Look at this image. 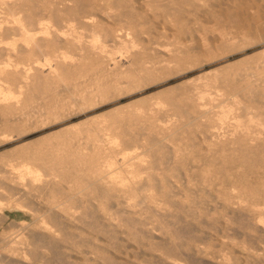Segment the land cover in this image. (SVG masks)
Here are the masks:
<instances>
[{
  "label": "bare ground",
  "instance_id": "6f19581e",
  "mask_svg": "<svg viewBox=\"0 0 264 264\" xmlns=\"http://www.w3.org/2000/svg\"><path fill=\"white\" fill-rule=\"evenodd\" d=\"M151 1L155 2V0H151ZM151 1L143 0L142 5L144 4V2H147V3L149 2L152 4ZM187 1L188 0H168L169 4H167V6H164V4H163V7L161 5L164 1L162 3L160 2L161 5L159 4V6H161L162 9L164 8V10H162V9H159V10L160 11L161 10L162 11L167 10V15L165 14L163 16V13H162V16H161V15H159L160 12L159 13L157 12L158 17L161 16L162 18H165L166 20H168V23H169V21H171L172 25L174 23L175 26L178 27L176 29H178L179 33H180V31L184 32L183 29L186 27L185 22L187 21V19H186V21H184L185 20L184 18H186L185 16H187V15H185L184 17L182 16L185 14L183 12H185L186 9L184 10L183 7L181 9V4L188 3ZM140 2H142V1H140ZM140 2L138 0H0V56L1 57L6 56V59L0 60V74L10 73V72H17V73L19 72L21 74L19 77H15V81L18 83L17 86L19 89V91H17L15 94L11 93L10 91H4L5 89L2 90V88L0 86V112L2 113L4 111V109H7V108H13L16 111H18V115L21 117V119H23V117L25 118L28 115L27 112H30V111L25 112L23 109L24 104H26L25 103L26 99L23 98L24 95L26 96V94H28V93L31 94L34 91L41 92L44 90H54L57 92L58 91L61 92V86L62 87L64 86V89H67L66 91H68L69 88L66 87L65 85L70 80L69 75L72 74V72L77 74L76 71H80V70L85 69L86 68V62H89L92 64L93 60H96V62L103 60L104 55L108 53L106 43H108L109 41H112V43L113 42L116 43L117 41L122 40L123 37L128 36V35H130V36L132 35V36H134V38H138V35L139 34L141 35V32L143 30L140 31V29H139L140 33H138L135 29H132V32H129L130 29H128L127 27L125 28L123 25V22L126 24L128 23V24H130V26H132V25H136L138 23L140 25V21H142L144 19L147 20V16H144V14L142 15V12H141L144 10V8L142 10L140 8H137V7H139V5L137 6L136 4H138ZM189 4H188L189 6H192L194 8L192 10H195L196 12L197 11L200 12L202 10L201 12H203L202 14H200V13L198 14V12L196 13L193 11L194 14L195 13L196 14L194 15L193 19L191 18V15H189L190 18L192 19V20L190 19L191 22L193 20H196L198 22L199 20L200 21H206V19H212L213 22H214V20L217 21V22H215V24L219 23L216 25V27L218 25L222 26V24H224V25H229L233 29L236 28L235 29L236 32H235V30L233 32V34L235 33L234 35L236 37H237V35H240V36H242V38L245 37L247 39L249 37L252 38L253 37L252 35L264 37V0H192L191 2H189ZM157 5H155V6H157ZM140 6H141V4H140ZM144 6H146V5L144 4ZM148 6H150V5H148ZM211 6H217V8L219 7V9L217 10V12H215L217 9L216 8V9H214L215 11L212 12V8H213L212 7L211 11L209 12L208 8L210 9ZM190 8L191 7H189V9ZM138 9H140L141 11H139ZM156 9L155 10L158 11V8H156ZM181 10L182 11L184 10V11L182 12ZM168 11L170 13H168ZM146 12H148V11H146ZM146 12H145V15H146ZM153 12H154V10L152 11V13ZM188 12H190V10ZM149 14H150V10H149ZM153 14H156V13H153ZM143 16L145 18H143ZM152 16H154V15H152ZM201 17L203 19L204 18L205 19L201 20ZM148 18H149V16H148ZM155 18L153 20H155ZM159 19H161V18H159ZM146 20H144V22ZM188 20H189V18H188ZM148 21L151 22V19ZM158 21H160V20H158ZM145 23H144V25H145ZM157 23H159V22H157ZM201 23H203V22H201ZM161 24H162V22H161ZM168 25L170 26V24H168ZM163 26H164V24H163ZM229 26H228V28H229ZM218 27H220V26H218ZM223 27L224 26H222V29H223ZM135 28H136V26H135ZM141 28H142V26H141ZM143 28H146V27L143 26ZM226 28L227 27L225 26V29ZM82 29L85 31L88 30V32L90 31L89 32L90 35L85 36L84 35L85 32L84 33L80 32V30H82ZM150 29H152V28H150ZM158 29H159V27H158ZM160 29H161V27H160ZM165 29H166V27H165ZM176 29H171V31L176 30ZM188 29H189V27H188ZM188 29L187 30L185 29V31H188ZM167 30H169V27ZM190 30H191V28L189 29V31ZM226 30H225V32L228 31V30L227 31ZM147 31L145 30V32H147ZM232 31L233 30H231V33H232ZM219 32H220V30H219ZM142 33H144V32H142ZM191 33H192V31H191ZM223 33H224V31H223ZM223 33H220V34L222 35ZM231 33H230V36L233 35ZM173 34H174V32H173ZM217 34H218V32H217ZM184 35H186V34H184ZM215 35H216V32H215ZM225 35H224V37L221 36L219 38L217 36H216L217 38H215V37L209 38L211 35L209 37L204 36L201 40H197V39L196 40L199 43V45L201 46L200 48H202L203 50H205L207 52L208 51L210 52V50L213 49L212 47L216 43L219 44V45H217V44L216 45L220 46V49L226 48V45H228V40L225 39ZM227 35H228V33H227ZM234 35H233V38H234ZM142 36H143V34H142ZM179 36H180V34H179ZM84 37H86L88 40H85L86 38L83 39ZM140 37L141 36H139V40H142V38H140ZM151 37H152V35H151ZM176 37H178V35ZM181 37H182V35H181ZM238 38H240V37L238 36ZM175 39H176V42L178 44L177 40H179V39H177V38H175ZM191 39L192 38H190V41H191ZM258 39H260V38H258ZM180 40L183 41L182 38ZM194 40H195V38H194ZM194 40L192 42L193 45L196 42V41L194 42ZM229 40H230V38H229ZM184 41L186 42V40H184ZM138 42H140V41H138ZM181 43H180V45H181ZM129 44H128V46H130V48L127 47V53L129 54V57H132V58L136 57L138 55V52L136 50L137 48H136V45L134 43V40H133V42H130ZM182 44H184V43H182ZM231 45H229V47ZM195 46H198V45H195ZM232 46H234V45H232ZM198 47L193 48V46H192L190 51H193V53H194V51H197L196 49H198ZM181 49H180V51H183V49L182 50ZM187 49H189V48H187ZM213 50H215V49H213ZM213 50H211V51H213ZM229 50H230V48H229ZM72 51H75L78 53L74 54ZM221 51L219 53H221ZM231 51H233V50H231ZM198 52L200 54V51H198ZM201 52H203V51H201ZM188 53H190V52H188ZM224 53H225V51H224ZM196 55H197V53H196ZM212 56L213 55H211V57ZM189 57H190V55H189ZM129 60H131V59H129ZM129 60L127 59V61H124V62H128ZM135 60H136V58H135ZM110 61H106V60H105V62L102 61L101 66L104 67L102 69H103V72L105 73L103 75V76H105V78H107L108 76L111 77L114 74L116 75L118 72L117 67L119 68V66H118L119 63L116 61H113V60L111 62ZM89 67H94V65L93 66L91 65ZM89 67H87V69ZM255 68L260 69L259 70L260 73H258L257 75L256 74H246V76H244V80L247 82V84L249 86L252 85V87L253 86H264V51L263 52L261 51V54L257 57ZM95 69H96V67H95ZM99 69H100V66H99ZM93 70H94V68H93ZM123 70H125V69H123ZM81 73H82V71H81ZM99 73H101V72H99ZM96 74H98V73H96ZM96 74H94V75H96ZM130 75H132V74L129 71L128 72H126V71L122 72L121 74H118V76L116 78H114L115 76H113L114 79H111V83L110 82L109 83L111 84V86L115 87V89H116V87H119L123 84L125 85V83H123L120 80L124 77H129ZM92 76H93V73H92ZM251 78H253V79H251ZM99 79H101V78H99ZM1 80L2 79L0 78V81ZM72 81H75V80H71V82ZM89 82H90V80H89ZM96 82L97 83H94L93 85H90V86L88 85L87 87L83 86L84 88H82L80 90V93L78 94L79 89H80L79 88L78 92L76 94L77 96H74V97L79 98V101L81 102L84 99L86 94L93 95L92 97L101 96L103 94V92H105V89H107L108 87L106 88V84H104V83H98L99 81H96ZM133 82H134V80H133ZM67 84H69V82ZM126 85H128V84H126ZM246 88H245V90H246ZM72 89H73V87H72ZM6 90H8V89H6ZM62 91H63V88H62ZM106 91L108 92V90H106ZM60 92H58L57 94L59 95ZM75 92L76 91H74V93ZM69 93H70V91H69ZM72 94H73V92H72ZM46 95H48V94H45V96ZM53 96H54V94H53ZM61 96H60V98H61ZM49 97L51 98V96H49ZM62 97H65V96H62ZM239 97H241V96H239ZM77 98L72 103H78ZM203 98H204V96L202 94H197V96L194 97V101L196 102L195 105L200 106V103L198 102V100L200 101ZM233 98H235V99H233L232 104H228L226 106L224 105V107H221V111L216 112L215 117H217V119H215V120L212 119V120H214L215 123H216V120H218V121L223 120V118H226L231 113L230 111H233V109L235 110V108H239L240 106H242L245 113L248 115H251V117L248 119V122H247L248 124L244 123L246 125H243L242 123L237 122V124L235 126H233L232 130H230L229 132L223 133V134H213L212 136H210L211 138L209 137L210 139L208 141L207 140L206 141L211 142L210 146H212V145H215L216 147L220 146L219 148H222V149H224L227 146H230L231 150H229V151H231L232 153H235V154L237 153L240 155V158H238V156H237L236 158H238V159H236V160H229V158H227L228 161L237 162V165L246 164V163L247 164L253 163L254 165L257 164V166H258L260 163H262L264 161V159H263L264 158V101L261 100L263 98V96H261L260 100H255L257 97L252 101L247 102L245 100L246 101L245 104H243V102H240L241 100L237 99L236 97L233 96ZM44 99H46V97H44ZM53 100H54V97H53ZM86 100H87V98H86ZM188 100H189V98H188ZM58 103H56V104H58ZM81 105H83V104H81ZM7 110H10V109H7ZM160 110H162V109H160ZM194 110H195V108H194ZM160 112L165 113L164 110L159 111V113ZM151 113H153V112H151ZM151 113H149V115H152ZM200 113H202V114H198V115L200 117H202L203 112H200ZM9 114H10V112H9ZM3 115H4V113H3ZM149 115H147V116H149ZM196 115H197V113H196ZM19 116H17V117H19ZM143 116H144V114H143ZM147 116H146V118H147ZM5 117L6 116L0 118V124H2L3 126L6 127L7 122L9 123V121L6 120ZM13 117H15V116H13ZM129 119L130 118H128L127 121ZM198 119H200V118H198ZM9 120H11V117ZM130 120L133 121L132 119H130ZM146 120L149 122V119H146ZM152 120H151V122H152ZM195 120H197V118H193L194 123L199 121V120L198 121H195ZM10 122L12 123V120ZM148 122H147V124H148ZM151 122H149V126L152 125V124L150 125ZM14 123H16V121H14ZM171 123H172V121H171ZM173 123H175V122H173ZM222 123H223V121H222ZM222 123H221V125H222ZM117 124H119V123H117ZM217 124H220V122ZM131 125H132V123H131ZM174 126H175V124H174ZM174 126H172L168 120L166 125L164 124V126L162 128L159 127V128H161L159 130L162 132L165 130L166 131L171 130L174 128ZM110 127H111V125H110ZM139 127H140V124H139ZM145 127H147V125H145ZM0 128H1V126H0ZM115 129L118 130V127ZM215 129H217V128H215ZM1 130H0V133H1ZM146 130L144 132H147L150 134L152 133V132H148V130L147 131ZM4 131H6V130H4ZM141 131H143V130H141ZM98 133H99V135L96 134V135H98V137H96L97 138L95 141L96 146L94 148H93L94 145L89 143L90 137L92 135L90 137L87 136V138L85 137L86 140L83 137L82 139L85 140L84 143H78L75 141L76 143H78L77 144L78 150H77L76 154L75 155L73 154V157H71L70 159L72 161H76V162L81 163L83 165V167L81 166L79 168L74 166V168H77L76 172L73 171V173L75 172L74 176H73L75 178H73L72 174H70L71 171H69V172L67 171L66 164H64L65 165L64 168H66V169L63 168V166H62L63 164L60 165L59 167L55 166V164H54V166H49V165L47 166L46 165L47 166V168H46V166L44 165V162L47 161L48 157H46L44 155L43 156L37 155L36 157H32V156H29L27 154V157L25 156L26 157V159H25V161H26L25 171H20L17 168H13L12 170L14 172H10V173L8 172L9 174L12 175V176L9 175L7 177V180L9 182H11L9 192L12 194V196L15 197L14 201L12 200V202H15V204L13 203L12 205L17 210H19L25 214L31 213L32 214V220L30 223L22 222L21 224H19V226L17 227V230L13 233V235L10 238L5 237V238H2V240H0V247L2 246L1 248L5 250V253L0 254V262L2 264L3 263L4 264H130V263L131 264H148V262H142L144 260L143 256L146 254L140 255V256H142V258L140 257V260H139V256L137 257L138 253H136L137 254L135 256L136 258L133 255V258H135V260H133V261L131 260V262L129 263L128 260L130 258H128L126 256H129L130 254L125 256L124 252H126V250H127V252H131V251H128V249L130 247L129 248L125 247L126 246L125 241H127L126 237H128V238L131 237L132 239H129V243L132 244V242H133V246L127 242L128 246L131 245L132 250L135 249L136 252L138 251L139 253H140L139 250H142V252L144 253L143 250L146 248L150 250V253H151V251H153V254H154V252H156L154 255L152 253H151L152 255L148 254V253L147 254L151 255L149 257H153V260H155L157 264H202V261L204 260L203 256L206 257L207 256L206 254H208V250L212 251L210 249H213V248L215 249V247H217V245H218L217 243H221L222 240H220V242H217V240L219 241V238L216 237L218 239H214L215 237L214 238L212 237L214 240H216V244H215V243H213L214 241L210 242V241H212V238L208 234H207V237L209 236L208 239H207L206 235L204 237V231L206 229L202 233L200 232V234L197 232H196L197 233L196 234L195 233L196 229H194V232H193V230L191 231L192 233L189 231L191 234L190 235V234L185 233L182 230L175 229L174 222L166 220L167 218H170V216L171 217L174 216V215H168V214L172 212V211L170 212V208L175 204V202L177 204H178V202L180 204L183 203V204H185V206H187L185 202H187L186 199H188L190 196L188 195L189 191H184V190L189 189L187 186L190 187L191 185L196 184V183L195 184L192 183L190 185L191 181H189V178H188L189 176L187 175L188 177H185V180H183L185 186L182 183V185L184 187L180 189V191L183 189L182 192H180V191L174 192L173 191V188H175V187H176L175 189L177 190V186L175 185V183H177V182H172L171 179L174 175H172L173 172L171 174H169L171 168H169L168 165L171 164V160H174V157L172 159V156L176 153L175 151H177L178 149L177 150L175 149V151H173L174 154L172 152L173 155H169V153L167 151V154L171 157L170 160H169L170 157L168 158V161H170V164L169 163H168V165L166 164V169H165L166 171H164V173L161 170H157V171L162 172L160 174L157 173V176L159 175L158 178L156 177V174H155V177L153 176V174H150L151 171L149 172V174L147 173L148 170L146 172H144V170H143V172L141 171V173H145V174L147 173L148 174L147 177H145V178L143 177L144 180L146 181L145 182L144 180H136L137 178H139L138 175L140 174V173L138 174V171L136 172L135 170H131V168H130V170H128L126 168L120 169V166H119V168L115 167L116 164H114V161L108 160L109 158L106 159L105 156H107V154L105 155L102 153L103 151H105V147H107L108 145H109L108 147H111L112 149H113V147L115 149V146L120 145L121 142L116 137V135L114 134V129L112 127L110 129H108L106 126H102L101 128L98 129ZM137 133H140V131ZM122 134H124V133L122 132ZM146 134H144L145 136L143 135V137H146L148 135V134L147 135ZM119 136H120V134H119ZM124 137H125V135H124ZM140 137H139V139H137L138 141H141ZM134 139H136V138H134ZM132 140H133V138H132ZM142 140L145 141L144 139H142ZM151 142H153V141H151ZM154 142H156V141H154ZM142 143H144V142H142ZM160 143L157 142L156 144H160ZM69 144H71V143H68V145ZM89 144L93 145V146H91L93 149L92 148L89 149V147H90ZM135 144H137V143H135ZM60 145L61 144L59 143V146ZM73 145H72V147H73ZM146 145H148V144H146ZM57 146H58V144H57ZM57 146H55V147H57ZM148 146L150 148V145H148ZM157 147H158V145H157ZM160 147H158V148H160ZM165 147H163V148H165ZM111 148H109V150L108 149L107 150L110 152ZM53 150H55V149H53ZM73 150H75V149L73 148ZM146 150L147 149H145V152H146ZM151 150H152V148H151ZM52 151H51V153H52ZM149 151L147 150L148 153H149ZM160 151H162V150H160ZM164 151H166V150H164ZM213 151L215 152V150H213ZM223 151H225V150H223ZM56 152H54V153H56ZM112 152H114V151H112ZM209 152H210V154L212 153L211 151H209ZM46 153H47V151H46ZM116 153L114 155H116ZM151 153L153 154V152H151ZM158 153L159 152L157 151V155H155V156H158ZM160 153H162V152H160ZM216 153H217V151H216ZM64 154H67V153H64ZM110 154H109V157H110ZM210 154H209V156H210ZM53 155H49V156H51L52 157L51 159L55 160V162H56V160H61L59 162L66 160L65 158H63V155H61L62 157H60L58 153H56L55 157ZM102 155L103 156L105 155V156L103 157ZM140 155L142 156V153ZM143 155H144V157H142V159L140 158L141 162H139V163H142L145 161L143 158H145L146 154H143ZM176 155H177V153H176ZM212 155H214V153H212ZM258 155H261V157H263V158H261L260 160L257 159ZM153 156H154V154H153ZM162 156H163V154H162ZM205 156L203 159H205ZM215 156H216V154H215ZM223 156H224V154H223ZM248 156H252V158L251 157L247 158ZM136 157H138V156H136ZM164 157L166 159V156H164ZM175 157L177 158V156H175ZM182 158L184 159V157H182ZM207 158H206V160H207ZM223 158H225V156ZM156 159H158V158H156ZM203 159H202V161H203ZM48 160H49V158H48ZM138 160H139V158H138ZM206 160H204V162ZM209 160L212 161L213 156H211V158ZM67 161L65 163H67ZM128 161H130V160H128ZM218 161H219V159H218ZM224 161L226 162V160H224ZM228 161L226 163H228ZM49 162H50V160H49ZM151 162L154 163V161H151ZM157 162L158 161H156V163ZM183 162H185V161H183ZM216 162H217V160H216ZM57 163H58V161H57ZM57 163H56V165H57ZM139 163L137 164L138 166H139ZM158 163H160V162H158ZM172 163L174 164V162H172ZM187 163L188 162H186V164ZM46 164H49V163H46ZM186 164L184 163L183 166H185ZM204 164H206V167L209 168V162L204 163ZM207 164H208V166H207ZM211 164L212 163H210V166H211ZM218 164H220V163L218 162ZM67 165H68V163H67ZM137 165H136V167H137ZM140 165H142V164H140ZM146 165L148 167H150L149 166L150 164L149 165L146 164ZM214 165L216 167V164H214ZM232 165L233 164H231V166ZM254 165H253V167H254ZM69 166H71V165L69 164ZM72 166H73V164H72ZM147 166H145V167H147ZM219 166H221V165H219ZM225 166L227 167L230 165L225 164ZM167 167L169 168V171H167L168 170ZM175 167H178V166L175 165ZM175 167L173 169H175ZM243 167H241V168L243 169ZM245 167H247V165H245ZM68 168L70 169V167H68ZM235 168H237V166H235L233 170H235ZM249 168H250V166H249ZM254 168H257V167H254ZM261 168H262V166H261ZM132 169H134V168H132ZM152 169H154V168H151V170ZM158 169H159V166H158ZM188 169H187L186 174H190V173H188V171H192L194 173V171H193L194 168L192 170H188ZM195 169H197V168H195ZM213 169H215V168H213ZM240 169L239 168L236 169L238 177H239L238 179L241 180L240 182H238L239 185L236 182H232V184H229V187L226 185L227 187L222 189V190H224L223 193H221L219 191V194H218L219 200H216L214 198V199H212L211 202L213 203V200L214 201H220L223 199L221 202L223 204H219V205H221V206L223 205V207H225V209L228 210V211L227 210H225V211H227L228 213H230L234 216L235 215L239 216V218L244 221V223H245L244 227L246 229H249V231L253 230V231L257 232L255 234L256 235L260 234L261 239L262 238L264 239V174L262 177L257 178V181H255V182H253L254 181L253 177L256 175H254V176L251 175V177L253 178V180L251 182L252 184L251 183L246 184L245 180H246V177L248 175L246 174V172L241 173ZM251 169H252V166H251ZM262 169L259 168L258 171L261 173ZM41 170H43V171H41ZM61 170L63 172H61ZM137 170H138V168H137ZM154 170L152 171L153 173H155ZM185 170H186V168H185ZM197 170H196L197 173L201 172V168L199 171H197ZM228 170H229V168H228ZM230 170H232L231 167H230ZM230 170L228 171L229 173H230ZM210 171H212V169ZM219 171L220 170L218 169L216 172H219ZM221 171H220V174H221ZM246 171H247V173H249L248 172L249 169ZM251 171H250V173H251ZM176 172H180V171H175V174H176ZM206 172H207V169H206ZM204 173H205V170H204ZM184 174H185V171H184ZM179 175H177V176H179ZM198 175L193 176V177L197 178V177H199ZM222 175H223V177L225 176L224 173H222ZM222 175H220L221 178H222ZM230 175H231V173H230ZM177 176H174V178ZM211 176H212V179L215 180V178H214L215 176L214 177H213V175H211ZM231 176H233V172H232ZM231 176L229 177V179L231 178ZM70 177H72V179H74V183H75L74 186L79 187V189L76 191L78 193V195L80 194L81 197H82V194H88V196L92 195V198H91L92 200L91 199L90 200L85 199L84 202L81 201V203H80L79 202L80 200L77 199V200H79V201L76 200L77 202L80 203V205H79L73 199H70V198L67 199L68 198L67 196H66L67 197L66 199L62 198V200H60L61 198H59V200L54 199L57 197L55 195H57L59 193H61V195H62L63 188H61V187L64 186L68 189L67 185L69 183H71V181H69V182H65V181L67 179L70 180ZM236 177H237V175H236ZM140 178H142V177L140 176ZM190 178H191V176H190ZM202 178H203V176H202ZM202 178L201 179L199 178V179L202 180ZM227 178H228V176H227ZM156 179H158L161 183V186L159 188H157V186H159L160 183L157 182L155 184ZM203 179L205 180V178H203ZM206 179H207V177H206ZM212 179H211V182H212ZM222 179L225 181H228L224 178H222ZM222 179L220 182L221 184L223 182ZM233 179H235V177H233ZM238 179L236 181H238ZM177 180H178V177H177ZM142 181H144L145 184H143ZM198 181L199 180H197V182ZM205 181H206L205 183H208L207 180H205ZM216 181H218V180H216ZM216 181H214V182H216ZM192 182H194V181H192ZM246 182H248V181H246ZM65 183H66V185H65ZM202 183H204V182L202 181ZM216 183H214V185ZM220 183H218V185ZM211 184L213 186V183H211ZM58 185L62 189V191L58 190V188H57ZM81 185H84V188H82V187L80 188ZM196 185H195V188H198L200 186L199 185L197 187ZM210 185H208V186H210ZM222 185H223V187H225L224 183ZM69 186H73V185L70 184ZM185 187H187L188 189H186ZM193 187L194 186H192V188ZM205 187H206V185L205 186L203 185V188H205ZM214 187H216V186H214ZM214 187L210 186L209 188L211 189ZM201 188H202V186H201ZM218 188H219V186H218ZM205 189H204V191H205ZM219 189H217V191ZM71 190H72V187H71ZM197 190H200V189H197ZM68 191H70V190L68 189ZM148 191H149V194H147ZM150 191H152L151 194H150ZM212 191L210 190V193ZM35 192H37L36 193L37 195L34 194ZM200 192L205 193V192H203V190L202 191L200 190ZM213 192L216 193L215 191H213ZM46 193H48L52 196H50V198L47 197V199L46 198L44 199V197H42V196L47 195ZM70 193H72V191L69 192V194ZM191 193H193V191ZM202 193H200V194H202ZM214 193H211L210 196L212 197V194L214 195ZM196 194H197V192H196ZM196 194H195V196H196ZM63 195H66V194H64V192H63ZM70 195H72V194H70ZM75 195H73V196H75ZM203 195L205 196L206 193ZM203 195H202V197H203ZM59 197H60V195H59ZM76 197H78V196H76ZM81 197H79V198H81ZM85 198H88V197L86 196ZM175 198H177V199H175ZM205 198H207V197L205 196ZM200 200L202 202V198ZM203 200H204V198H203ZM211 202H210V204H211ZM177 204H175V205H177ZM204 204H203V206H204ZM216 204H218V203L216 202ZM261 204H262V206H260V207H262V208H259V205H261ZM137 205H141L142 206L141 209L143 211L145 210V212L147 210L152 212V215H149V216L153 217L152 219H150V220H153L152 222L151 221L148 222L149 220L146 221L148 218V214L146 213V216H145L144 213H141L142 211L140 212L141 209L138 210L137 207H139V206H137ZM199 205H200V203H199ZM206 206H208V204ZM134 207L137 210H135ZM213 207H215V206H213ZM216 207H215V209L217 210L218 207L217 208ZM195 208L198 209V207H195ZM173 209H174V206H173ZM180 209H177V210H180ZM185 209L191 210V207H189V205H188ZM206 209H208L207 210V212H208L209 208H206ZM218 209H222V208H218ZM171 210H172V208H171ZM177 210H175V211H177ZM204 212H206V211L204 210ZM187 213H188V211H187ZM223 213H224V211H223ZM141 214H144V216L147 217L146 220L140 219ZM182 214L184 216L185 213L182 212ZM195 214H197V213L195 212ZM230 214L229 215L226 214V215L230 216ZM188 215H189V213H188ZM192 215H194V213ZM197 215H199V214H197ZM197 215H195V216L197 217ZM180 216H181V214H180ZM195 216H194V218H195ZM200 216H202V215H200ZM151 217H149V218H151ZM180 218L178 219L179 221H180ZM185 218H183V219L185 220ZM192 218H193V216H192ZM206 218H207V216H206ZM170 219H172V218H170ZM202 219H201V221H203ZM154 220H155V222H154ZM178 220H176V221H178ZM181 220H182V218H181ZM184 220H182V221L184 222ZM206 220L207 219H204V221L206 223H210V221L207 222ZM229 220H230V217H229ZM188 221H189V223L188 222L187 223L190 224L191 221L189 219H188ZM211 221H213V220H211ZM237 221H239L238 218H237ZM205 222H204V224H205ZM226 222L228 223V221H226ZM178 223H181V222H177V223H175V225ZM187 223H185V224H187ZM197 223L198 222H196V225H197ZM229 223H231V222H229ZM240 223H239V225L242 227L243 226L242 222H240ZM196 225L194 224L193 226H196ZM207 225L208 224L202 226V228L207 226ZM235 225H237V224H235ZM177 226H179V225H177ZM198 228H199V226H198ZM202 228H201V230H202ZM228 228H229V226H228ZM234 228L237 229L236 226ZM232 229H230V230L232 231ZM240 229H239V231H240ZM183 230H184V228H183ZM249 231L247 234L248 236H249ZM237 232H238L237 230H236V232H234V233H236L235 234L236 236L240 234V233L237 234ZM242 232H243V230H242ZM250 232H252V231H250ZM244 233H246V231ZM244 233H243V236H244ZM250 235H252V234H250ZM211 236H212V232H211ZM246 236H244L245 239H246ZM248 236H247V238H251L250 236L249 237ZM237 237L239 238L240 236H237ZM255 238H254V240H252V243H253V241H255ZM256 239L259 240L260 237L259 238L257 237ZM130 240H132V242ZM206 240H210L209 242L213 243V245L215 244V247L210 245L213 248L209 249V246L207 248L208 244L204 243ZM257 240L255 241L256 243L254 242V244H256L255 248H257L256 246H258ZM207 242L208 241H206V243ZM242 242L245 243V241H241V243ZM263 242H264V240H263ZM248 244H246V245L244 244V246L241 245L240 247H245V249H247L249 247V245H252L251 242L249 245ZM261 244H262V242H261ZM221 245H224V243ZM234 245L235 244L233 242V245H230L231 248H233L232 246H234ZM246 246H248V247H246ZM224 247H221V248H224ZM235 247H236V245H235ZM252 247L254 250V246H250V249H252ZM261 247H263V246H261ZM228 248H225V249H228ZM231 248H229V250H231ZM123 249H124V252H123ZM216 249H218V247ZM235 249L233 248V250H235ZM237 249H239V248H237ZM242 249H244V248H242ZM240 250H241V248H240ZM253 250H252V252H253ZM237 251H236V253H237ZM260 251L261 250H259V252ZM263 251H264V249H263ZM217 252H219V251H217ZM224 252L226 253L227 251H224ZM239 252H242V251H239ZM255 252H256V249L252 254H254ZM133 253H134V251H133ZM212 253H213V251H212ZM212 253H211V255H212ZM245 253H246V251L244 252V254ZM247 253L248 254L251 253L250 250ZM214 254L217 256L218 253L216 254V250H215ZM230 254L228 257L231 256ZM234 254H235V252H233L232 256ZM239 254H241V253H239ZM239 254H237V255H239ZM148 255L146 257H148ZM219 255H220V253H219ZM222 255H224V254L222 253ZM210 256L207 258H212V256L211 257ZM234 256H235V258L237 257L236 255H234ZM234 256L232 258H234ZM259 256H261V255L259 254ZM228 257L222 258V259H220V261L224 260V262L227 263L229 261ZM251 257H253V256H251ZM261 257H259V258H261ZM127 258H128V260H127ZM131 258H132V255H131ZM207 258H205V259H207ZM253 258H255V257H253ZM259 258H257V259H259ZM263 258H264V256H263ZM141 259H143V260L141 261ZM215 259H212V260L215 261ZM231 259H230V261H232ZM241 259L239 258V260H241ZM244 259H243V262H244ZM145 260H146V258H145ZM237 260H236V262H237ZM255 260H256V258H255ZM263 260L264 259H262V261ZM218 261H219V259H218ZM230 261H229V263H230ZM247 261H248V259H247ZM262 261H261V264H263ZM204 262L206 263V261H204ZM249 262L251 264V261H249ZM249 262H248V264H249ZM253 262H254V260H253ZM149 263L150 264L154 263V261L149 262ZM156 263H154V264H156ZM205 263H203V264H205ZM207 263H208V261H207ZM217 263L218 262H216L214 264H217ZM220 263H223V262H220ZM232 264H233V262H232ZM237 264H241V263L237 262ZM244 264H247V263H244Z\"/></svg>",
  "mask_w": 264,
  "mask_h": 264
},
{
  "label": "rangeland",
  "instance_id": "374dc122",
  "mask_svg": "<svg viewBox=\"0 0 264 264\" xmlns=\"http://www.w3.org/2000/svg\"><path fill=\"white\" fill-rule=\"evenodd\" d=\"M138 1L139 2L142 1V2L136 4L137 6L139 5V7H137V6L136 7L137 8H140L141 10L144 8L143 11H141L140 9H138V10L142 12V15L144 14V16H147V20L144 19V20H146L145 21L146 23L144 22V20H142V21H140V25L138 23L136 25H132L131 24L132 26H130V24H128V23L126 24V23L123 22L124 27L125 28L127 27L128 29H130L129 32H132V29H135L138 33H140L139 32V29H140V31L143 30L142 32H144V33L141 32V35L139 34L138 35V38H134V36L128 35V36L123 37L122 40L117 41L116 43L115 42L112 43V41H109L110 42L109 43L107 41L108 43H106V47H107L108 53L104 55V58L105 59L103 58V60H100V61H97V62H96V60H93L92 64L89 63V62H86V68L85 69L80 70V71H76L77 74L79 73L78 75L76 73L72 72V74L69 75V77H70V80L68 81L69 84H67L68 83L67 82L66 85H65L66 87L69 88L68 91H66L67 89H64V86L63 87L61 86V92L58 91V92H60L59 95L57 94L58 92L57 91H54V90H44V91H41V92H38L37 91L38 93L36 91H34L31 94L28 93L30 96L28 94H26V96L24 95L23 98L26 99V102H25L26 104H24V107L25 108L23 107V109H24L25 112L26 111H30V112H27L28 113V115H27L28 117L27 116L25 118L23 117L24 120L21 119V117L18 115V111H16L13 108H7V109H10L11 111L10 110H7V109H4V111L2 113L0 112V118L6 116L5 117L6 120L9 121V123L7 122V126L6 127L3 126L2 124H0V126H1L0 130L2 129L1 130V133H0V240H2V238H5V237L10 238L13 235V233L17 230V227L19 226V224H21L22 222L30 223L31 220H32V214L31 213L25 214V213L17 210L12 205L13 203L15 204V202H12V200L14 201L15 197L12 196V194L9 192V188H10L11 182H9L7 180V177L9 175H11L9 173L10 172H14L12 169L13 168H17L20 171H25V165H26L25 159L27 157V154L29 156H32V157H36L37 155H39V156L40 155H42V156L44 155V156L48 157L49 160H50V162H49V160L47 158V161L44 162V165L45 166L46 165L47 166L48 165L49 166H54V164H55V166L59 167L60 165L63 164L62 166L64 168L65 167L64 164H66L67 171L68 172L71 171L72 173L70 172V174H72V177H73L74 176V173L77 170V168H79L81 166L83 167V165L81 163H78L76 161H72L70 159L71 157H73V154L74 155L76 154V152L78 150L77 144L78 143H84L85 140H86V138H87V136L90 137L92 135L90 137L89 143L90 144H93L94 146L89 144L90 147L89 146L88 147H89V149L92 148L91 146H93V148H94L96 146V142H95L96 139H97L96 137H98V135H99L98 129L101 128L102 126H106L108 129H110L111 127L114 129V134L120 140L121 143H120V145L115 146V149H114V147H113V149L111 147H108L109 146L108 145L107 147H105V151H103L102 153L105 154V155L107 154V156L104 155L106 157V159L109 158L108 160L114 161V164H116L115 167H118L119 168V166H120V169H122V168L125 169L126 168V169L130 170V168H131V170H135L136 172L138 171V174L139 173L140 174L138 175L139 178H137L136 180H144V178L147 177V175L149 174L150 171H151L150 174H153L154 177H155V174H156V177L158 178L159 175L157 176V173L158 174H160L162 172L164 173V171H166L165 170L166 169V164L167 165H168V163L170 164V161H168V158L170 157L169 155H173L174 154L173 151H175V149L176 150L178 149L177 151H175L177 153V155H176V153L174 154L175 156H177V158L174 155L172 156V159L174 157V160H171V164H170L172 167L170 165H168V167L172 169V170L170 169V173L168 172L169 174H171L173 172L174 174L172 173V175L177 176V175H179L182 172L179 176H177L178 177V180H177V177L174 178V176L171 179L172 182H177V183H175V185L177 186V190L175 189L176 188L175 187V188H173V191L174 192L175 191L179 192L180 189L185 186L183 180H185V177H188V176H189L188 177L189 178V181H191L190 185L192 183H194V184L196 183L197 185L196 184L195 185L197 187L199 185L200 186L198 188H195V185H191L190 187L186 185L189 189L187 187H185L188 190H184V191H189V194L188 195L190 196L189 197L190 199L189 198L186 199L187 202H185V203H186L187 206L189 205V207H191V210L185 209L187 206H185V204H183V203L180 204L177 201L178 204L175 202V204H177V205L174 204L173 205L174 206V209H173V206H172L171 207L172 210L170 208V212L171 211L172 212L168 214V215H174V216H172V217L170 216V218H172V219L166 217L167 218L166 220L171 221V222H174L175 229L182 230V231H184L187 234H190V232L192 230L194 232V229H196L195 230V233L197 232V233L200 234V232L202 233L206 229L204 231V237H205V235L207 237V234H208L211 238L212 237L213 238L215 237L214 239H218L219 238V241L217 240V242H220V240L223 241V242L221 241V243H217L219 245V246L217 245V247H218L219 250L216 249L217 248V247H215L216 240H214L213 238H212V241H210V240H206V241H208V242L209 241L210 242H213L214 241L213 242V243H215L214 245H213V243H210V242L209 243L208 242L206 243V241L204 242L205 244H208L207 245V248L209 246V249H210V248H213L212 246H214L215 249L214 248L213 249H210V250L213 251V253H212V251H209L208 250V254H206L207 256L206 257L203 256V259L204 260L202 261V264L205 263L204 261H206L205 264H212V263L214 264L216 262H218L217 264H227V263L228 264H232V262H233V264H237V262H240L241 264H244V263H247L248 264L249 261H251V264H256V263L257 264H261L262 259H264L263 258V256H264L263 255L264 254V251H263V249H264V242H263V240L264 239L263 238L261 239V235L260 234H257L256 235L255 233H257V232H255L253 230H250L253 233L250 232L249 229H246L244 227V224L245 223H244L243 220H241L239 218V216H237V215L234 216V215L228 213L227 212L228 210L225 209V207H223V205L222 206L219 205V204H223V203H221L223 199L220 200V201H214L213 200V203L211 201L214 198L216 200H219V197H218L219 191L221 193H223L224 190H222V189L226 188L227 186L229 187V184H232V182L238 183V182L241 181V180L238 179L239 177H238V174H237V171H236L237 168L240 169L241 167L244 166L243 167L244 170L242 168L240 170H241V173L242 172L243 173L246 172V174L248 175L246 177V180H245V183L246 184H250L252 182L253 178H254V181L253 182L257 181V178L262 177L263 174H264V172H263L264 171L263 170L264 169L263 168L264 167V165H263L264 164V161L262 163H260L258 166H257V164L254 165L253 163H249V164L246 163V164H239V165H237V162H231V161H228V159H227V158H229V160H236V159L240 158V155L239 154H237V153L235 154V153H232L231 151H229V150H231L230 149V146L225 147L226 149L225 148L222 149V148H219L220 146H218V147H216L215 145L210 146V143L211 142L210 141L207 142V141L211 138L210 136H212L213 134H223V133L229 132L230 130H232L233 126H235L237 124V122H240L243 125H246L244 123H247L248 122V119L251 117V115L246 114L245 111H244V109H243V107L240 106L241 108L239 107V108H235V110L233 109V111H230L231 113L226 118H223V120H220V121L216 120V123H215L214 120L217 119V117H215L216 112H220L221 111V107H224V105L226 106L228 104H232L233 99H235V98H233V96L236 97L237 99L241 100L240 102H243V104H245L246 101L248 102V101L254 100L256 97L257 98L255 100H260L261 99V96H263V98H264V94H263L264 93V86H253L252 87V85H250L251 86L250 87L247 84V82L244 80V76H246V74H256L257 75L258 73H260L259 72L260 69H257L255 67H256L257 57L261 54V51L262 52L264 51V37L254 36V35H252L253 36L252 38L249 37L250 39L249 38L247 39L245 37L242 38V36H240V35H237V37H236L234 35L235 33L233 34V32H234V30L236 28L233 29L229 25H224V24H222V26H224L223 29H222V26L221 25H218L221 28L218 27V26L216 27V25L219 24V23L215 24V22H217V21L214 20V22H213L212 19H206V21H200L199 20L198 22L196 20H193L191 22L190 19L191 18L193 19L194 15L198 12V11L196 12L195 10H192L194 8L192 6H189L190 5L189 2H191L192 0H188L187 1L188 3L181 4V9L183 7L184 10L185 9L187 10V11L185 10V12H183L184 10L183 11L181 10L183 13H185L184 15H182L183 17L185 15H187V16H185L186 18H184L185 19L184 21H186V19H187V21L185 22L186 23V27L183 29L184 32L180 31V33H179L178 29H176L178 27L175 26L174 23L172 25L171 21H169V23H168V20H166L165 18H162L161 17L162 16V13H163V16L165 14L167 15V10L162 11V10H164V8L162 9V7H163V4H164V6H167V4H169L168 3V0H157V1L155 0V2L154 1H151V0H147V1H151L152 4L149 3V2H148L149 4L147 2H144V4L146 6H144V4L142 5L143 0H138ZM160 2L161 3L163 2L162 5L160 4ZM140 4H141L142 7L140 6ZM159 4L162 7L159 6ZM148 5H150L152 8L150 6H148ZM155 5H157V6H155ZM185 5L186 6L188 5V6L186 7ZM189 7H191V8L189 9ZM156 8H158V11H156L157 10ZM211 8H212V12H213V11H215L214 9L217 8V6H211L210 9L208 8L209 12L211 11ZM148 9L150 10V14H149V10ZM152 9L154 10L153 13H156V14H153L152 13V11H153ZM159 9H162V10L160 11ZM218 9H219V7L216 9L215 12H217ZM189 10H190V12H188ZM146 11H148V12H146ZM193 11L196 12V13L194 14ZM201 11L198 12V14L199 13L202 14L203 12H201ZM145 12H146V15H145ZM157 12L158 13L160 12L159 15H161V16L158 17V13ZM168 13H170V12L168 11ZM152 15H154L156 18L154 16H152ZM189 15H191V18H190ZM144 16H143V18H145ZM148 16H149V18H148ZM153 17L160 24L157 23L155 20H153L154 19ZM159 18H161V19H159ZM188 18H189V20H188ZM150 19H151V22L153 21L152 23L150 21H148ZM204 19L201 17V20H204ZM158 20H160V21H158ZM208 20L209 21L211 20V21L209 22ZM143 22L145 23V25H144ZM161 22H162V24H161ZM201 22H203V23H201ZM163 24L166 27V29L163 26ZM168 24H170V26ZM135 26H136V28H135ZM141 26H142V28H141ZM143 26L146 27L147 29L146 28H143ZM225 26L227 27L226 29L228 31L225 29ZM228 26H229V28H228ZM158 27H159V29H158ZM160 27H161V29H160ZM168 27H169V30H167ZM188 27H189V29L191 28L190 31H189ZM150 28H152V29H150ZM171 29H176V30H172L174 32V34L171 31ZM185 29L186 30L188 29V31H185ZM224 29L227 32H225ZM145 30L146 31L147 30L148 31L150 30V31L149 32L148 31L145 32ZM219 30H220V32H219ZM231 30H233L232 33H231ZM191 31H192V33H191ZM223 31H224V33H223ZM80 32L81 33H84L85 32L84 33L85 36L90 35V33H89L90 31L88 32V30L85 31V30L82 29V30H80ZM215 32H216V35H215ZM217 32H218L219 35L217 34ZM235 32H236V30H235ZM220 33H223V34L221 35ZM227 33H228V35H227ZM230 33L234 35V38H233V35L230 36ZM142 34H143V36H142ZM179 34H180V36H179ZM184 34H186V35H184ZM151 35H152V37H151ZM177 35H178V37H176ZM181 35H182V37H181ZM224 35H225V39L228 40V45H226V48L225 49H220V46H217L219 44L216 43L217 45L215 44L212 47L215 50L211 49L213 51L210 50V52L209 51L207 52V51L203 50L202 48H200L201 46L197 42V40H201L204 36L205 37H207V36L209 37L210 36L209 38H214V37L215 38H217V37L219 38L221 36L224 37ZM139 36H141L140 38H142V40H139ZM238 36L240 38H238ZM180 37L182 38L183 41L186 40L187 43L185 41L184 42L181 41L180 40L181 39ZM257 37L260 38V39H258ZM85 38L86 37H84L83 39H85ZM175 38L179 39V40H177L178 41V44H177ZM190 38H192L193 40L195 38L194 42L196 41L195 42L196 44L194 43V45H193L192 44L193 40L191 39V41H190ZM229 38H230V40H229ZM85 40H88V39L86 38ZM133 40H134V43L136 45V48H137L136 50L138 52V55L136 57H133L132 58V57H129V54L127 53V47L130 48V46H128V44L130 42H133ZM138 41H140V42H138ZM181 42L184 43V44H182ZM180 43H181V45H180ZM230 43L232 45H234V46H232ZM195 45H198L199 47L198 46H195ZM229 45H231V46L229 47ZM192 46H193V48L198 47V49H196L197 51H194V53H193V51H190V49H191ZM186 47L189 48V49H187ZM228 47L230 48V50H229ZM181 48L183 49V51H180ZM223 50L225 51V53H224ZM231 50H233V51H231ZM198 51H200V54H199ZM201 51H203L204 53L201 52ZM220 51H221L222 54L219 53ZM72 52L74 54H77L78 53V52H75V51H72ZM188 52H190V53H188ZM196 53H197L198 56L196 55ZM189 55H190V57H189ZM207 55L208 56L210 55V56L208 57ZM211 55H213V56L211 57ZM135 58H136V60H135ZM3 59H6V56H2V57L0 56V60H3ZM127 59L128 60L131 59V60H129L128 62H124V61H127ZM105 60L106 61H110V60L112 61L113 60V61H116V62L119 63L118 64L119 68L117 67V71L118 72H117L116 75L115 74L113 75V76H115L114 78H116L118 76V74H121L122 72H125V71L126 72L129 71L133 75V76L130 75L129 76L130 78L129 77H124V78H122L120 80L123 83H125V85L123 84L125 87L123 85H121L119 87H116V89H115V87L111 86V84H110L111 83V79H114L113 76H111V77L108 76L107 78H105V76H103L105 73L103 72V69L102 68H104V67L101 66V65H102V61L105 62ZM91 65L92 66L94 65V67H89ZM99 66H100V69H99ZM87 67H89V68L87 69ZM95 67H96V69H95ZM93 68H94L95 71L93 70ZM123 69H125V70H123ZM81 71H82V73H81ZM99 72H101V73H99ZM92 73H93V76H92ZM96 73H98V74H96ZM94 74H96V75H94ZM20 75L21 74L19 72L18 73L17 72H10V73H2V74H0V78L2 79L1 80L2 82L0 81V86H1L2 90L5 89L4 91H10L13 94H15L17 91H19L18 86H17L18 83L15 81V77H19ZM99 78H101V79H99ZM251 79H253V78H251ZM71 80H75V81H72L71 82ZM89 80H90V82H89ZM133 80H134V82H133ZM96 81H99L98 83H104V84H106V88L108 87L107 89H105V92H103V94L101 96H99V97L98 96L92 97L93 95L86 94L85 97H84V99H83L84 101L82 100L81 102L79 101V98L74 97V96H77L76 94H77L79 88L80 89H79L78 94L80 93V90L82 88H84L85 86L87 87L88 85L89 86L90 85H93L94 83H97ZM126 84H128V85H126ZM72 87H73V89H72ZM62 88H63V91H62ZM245 88H246V90H245ZM6 89H8V90H6ZM106 90H108V92ZM69 91H70L71 94L69 93ZM71 91L73 92V94H72ZM74 91H76V92L74 93ZM44 93L45 94H48V95L45 96ZM53 94H54V96H53ZM60 94L62 96H65V97H62ZM197 94H202L204 96V98L202 100H200V101L198 100V102L200 103V106L195 105L196 102L194 101V97H196ZM49 96H51L52 99ZM52 96L54 97V100H53V97ZM60 96H61L62 99L63 98L64 99L62 100L60 98ZM239 96H241V97H239ZM44 97H46V99H44ZM76 98L78 99V103H72V102L75 101ZM86 98H87V100H86ZM188 98H189V100H188ZM263 98L261 99L262 101H264ZM55 102L56 103L59 102V103L56 104ZM60 102L62 104L63 103L64 104L62 105ZM81 104H83V105H81ZM194 108H195V110H194ZM160 109H162V110H160ZM158 110L159 111H163L164 110L165 113H162V112L159 113ZM9 112H10V114H9ZM151 112H153L154 114L151 113ZM195 112L197 113V115H196ZM200 112H203L202 117H200L198 115V114H202ZM3 113H4V115H3ZM149 113H151L152 115H149ZM143 114H144V116H143ZM147 115H149V116H147ZM13 116H15V117H13ZM17 116H19L20 118L17 117ZM146 116H147V118H146ZM10 117H11L12 123L10 122L11 120H9ZM128 118L132 119L133 121H131L130 119H129L130 121L129 120L127 121ZM193 118H197V120H195V121H198V120L199 121L194 123ZM198 118H200V119H198ZM146 119H149V122H151V120H152V122L150 123V125L152 124L151 126H149V122ZM167 119L169 120V122H170V124L172 126H174V124H175V126L171 130H167V131L165 130V131L162 132L159 129H161L164 126V124L166 125V123L168 121ZM212 119H214V120H212ZM13 120L16 121V123H14ZM171 121H172V123H171ZM222 121H223V123H222ZM141 122L142 123L144 122V123L142 124ZM147 122H148V124H147ZM173 122H175V123H173ZM219 122H220V124H217ZM117 123H119V124H117ZM131 123H132V125H131ZM221 123H222V125H221ZM139 124H140V127H139ZM110 125H111V127H110ZM145 125H147L148 128L145 127ZM117 127H118V130L115 129ZM159 127H161V128H159ZM214 127L217 128V129H215ZM146 129L148 130V132H152V133L150 134V133L144 132ZM4 130H6V131H4ZM141 130H143V131H141ZM139 131H140V133H137ZM122 132L124 134H122ZM96 134H98V135H96ZM119 134H120V136H119ZM144 134H146L147 136L146 137H143ZM124 135H125V137H124ZM83 137H84L85 140L82 139ZM139 137H140V140L141 141H138L137 140V139H139ZM132 138H133V140H132ZM134 138H136V139H134ZM142 139H144L145 141H143ZM150 140L153 141V142H151ZM75 141L78 142V143H76ZM154 141H156V142H154ZM134 142L137 143V144H135ZM142 142H144V143H142ZM157 142L160 143V144H156ZM59 143L61 144L60 146H59ZM68 143H71V144L68 145ZM57 144H58V146H57ZM146 144L150 145V148ZM72 145H73V147H72ZM157 145H158V147H160V146L161 147L158 148ZM55 146H57V147H55ZM163 147H165V148H163ZM73 148L75 150H73ZM109 148H111L110 149V152L108 151ZM151 148H152V150H151ZM51 149L52 150L55 149V150L52 151ZM145 149H147L148 151L150 150L149 153L147 152V150H146V152H147L146 153L145 152ZM159 149L162 150V151H160ZM212 149L215 150V152ZM63 150L64 151L66 150V151L64 152ZM164 150H166V151H164ZM223 150H225V151H223ZM46 151H47V153H46ZM51 151H52V153H51ZM112 151H114V152H112ZM157 151L159 152L158 153V156L160 155L161 157L160 156L159 157L158 156H155V155H157ZM167 151H168L169 155L167 154ZM209 151H211L212 153H214V155H212V153L210 154ZM216 151H217V153H216ZM54 152L58 153L60 157H62L61 155H63V158H65L66 160H63L62 161L63 163L62 162H59L61 160H56V162H55V160H52L51 159L52 157L49 156V155H53L54 154L53 156L55 157L56 156V153H54ZM151 152H153L154 156H153V154ZM160 152H162V153H160ZM172 152H173V154H172ZM64 153H67V154H64ZM108 153L109 154L111 153L110 154V157H109V154ZM115 153H116V155H114ZM141 153H142V156L140 155ZM143 154H146L145 158H143L145 161L142 162V163H139V162H141L140 160L142 159V157H144ZM162 154H163V156H162ZM209 154H210V156H209ZM215 154H216V156H215ZM223 154H224L225 158H223L224 157ZM136 156H138V157H136ZM164 156H166V159H165ZM204 156H205V159H203ZM211 156H213V160L212 161L209 160L211 158ZM237 156H238V158H236ZM182 157H184V159ZM250 157L252 158V156H248L247 158H250ZM138 158H139V160H138ZM156 158H158V159H156ZM206 158H207V160H206ZM261 158H263V157H261V155H258L257 156V159L260 160ZM170 159H171V157L169 158V160ZM202 159H203V161H202ZM218 159H219V161H218ZM128 160H130V161H128ZM150 160L151 161H154V163L157 166L153 162H151ZM155 160L158 161V162H160V163H158V162L156 163ZM204 160H206V161L204 162ZM216 160H217V162H216ZM224 160H226V162L228 161L229 164L226 163ZM57 161H58V163H57ZM66 161H67L68 165H67V163H65ZM183 161H185V162H183ZM172 162H174V164ZM186 162H188V163L186 164ZM208 162H209V168L210 169L208 167H206V164H204V163H208ZM218 162L220 164H218ZM46 163H49V164H46ZM56 163H57V165H56ZM71 163L73 164V166H72ZM138 163H139V166L140 167L137 165ZM184 163L186 164L185 165L186 167L183 166ZM210 163H212L211 166H210ZM69 164L71 166H69ZM140 164H142V165H140ZM146 164H148V165L150 164L149 165L150 167H148ZM214 164H216V167H215ZM225 164L226 165H230V166H227L226 167ZM231 164H233V165L231 166ZM136 165H137V167H136ZM175 165H177L179 168L178 167H175ZM219 165H221L222 167L219 166ZM234 165L237 166V168H235V170H233L234 167H235ZM245 165H247V167H245ZM253 165H254V167H257V168H254ZM260 165L262 166L263 169L261 168ZM47 166H46V168H47ZM74 166L77 167V168H74ZM145 166H147V167H145ZM158 166H159V169H158ZM173 166L175 167V169H173L174 168ZM207 166H208V164H207ZM249 166H250V168H249ZM251 166H252V169L254 168L253 170L251 169ZM68 167H70V169ZM168 167H167V169H168L167 171H169V168ZM230 167H231L232 170H230ZM66 168H64V169H66ZM132 168H134V169H132ZM137 168H138V170H137ZM151 168H154V169L156 168L155 169L156 171L154 169L151 170ZM185 168H186V170H185ZM193 168L194 169L197 168L198 170L197 169L194 170ZM200 168H201V172L203 174L201 172H198V173L196 172V170L199 171ZM213 168H215V169H213ZM228 168L230 170L231 175H232V172H233V176H231L230 173L228 172L229 171ZM247 168L249 169V171H248L249 173H247V171H246V170H248ZM259 168L262 169L261 170L262 171L261 173L258 171ZM187 169L188 170H192L193 169L194 173L192 171H188V173H190V174H186ZM206 169H207V172L208 173L206 172ZM211 169H212V171H210ZM216 169L217 170L219 169L220 171L222 169L223 170L221 171V174H220V171L219 172H216L217 171ZM143 170H144V172H146L148 170L147 171L148 174L147 173L146 174L145 173H141V171L143 172ZM153 170H154L155 173L152 172ZM157 170H161L162 172L161 171H157ZM204 170H205V173H204ZM41 171H43V170H41ZM73 171H75V172L73 173ZM175 171H180V172H176V174H175ZM184 171H185V174L186 175L184 174ZM250 171H251V173H250ZM61 172H63V171L61 170ZM222 173H224V175H225L224 177H223ZM197 175L199 177H197V178L196 177L195 178L193 177V176H197ZM211 175H213V177L215 176L214 177L215 180L212 179V176ZM220 175H222V178L228 180L229 182L223 180ZM236 175H237V177H236ZM251 175H253V176L256 175V176H254L252 178ZM140 176L142 178H140ZM190 176H191V178H190ZM202 176H203V178H205V180L208 181L209 184L208 183H205L206 181L202 178ZM205 176L207 177V179H206ZM208 176L212 179V182H211V179ZM227 176H228V178H227ZM230 176H231L232 179H233V177H235V179L232 180L230 178L232 180L231 181L229 179ZM72 177H70V180L67 179L65 181V182L71 181V183H69V184L67 183L68 184L67 185L68 186V189L70 191H68V189L66 187H64V186L61 187V188H63V191H62V189L58 185L57 188H58V190L62 191V195H61V193H59V194L55 195L57 197L54 198V199L59 200V198H61L60 200H62V198L63 199H66L68 197L67 199L70 198V199H73L74 201H76L77 199H79L80 201L79 200H77V201H79L80 203H81V201L84 202L85 199L86 200H90L92 198V195L91 194H90L91 196H88V194H82V197L80 196V194L78 195V193L76 191L79 189V187L74 186L75 183H74V179H72ZM73 178H75V177H73ZM199 178L200 179L202 178V180H200ZM249 178L250 179L252 178V179L250 180ZM196 179L199 180V181L197 182ZM221 179L223 181L222 184L224 183L225 187H223V185L220 183L221 182ZM237 179H238V181H236ZM213 180L214 181L218 180L219 182L216 181L217 182L216 183ZM144 181H142L143 184H145V182H146V181L145 182ZM155 181H156L155 184L157 182L160 183V181L158 179H156ZM192 181H194V182H192ZM202 181L204 183H202ZM246 181H248V182H246ZM182 183H183L184 186L182 185ZM211 183H213V186H212ZM214 183H216L217 185H218V183H220L218 185L220 189L218 188V186L216 184L214 185ZM70 184H72L73 186H69ZM65 185H66V183H65ZM203 185L204 186L206 185L205 188L207 190L205 188H203ZM208 185H210L211 187L216 186L217 188L214 187V188H211L210 189L209 188L210 186H208ZM238 185H239V183H238ZM160 186H161V183H160L159 186H157V188H159ZM192 186H194V187L192 188ZM201 186H202V188H201ZM71 187H72V190H71ZM81 187L84 188V185H81L80 188ZM190 189L193 191V193H191L192 191ZM197 189H200L201 191L203 190V192L206 193L205 196L207 198H205V196L203 195L205 193H202V192H200V190H197ZM204 189H205V191H204ZM209 189L211 191L213 190L215 192L217 191V189H219V190L216 193H214L212 191L211 193H214V195L212 194V197H211L210 196L211 193H210V190ZM182 190L180 192H182ZM71 191H72V193H70V194H72V195L69 194V192H71ZM63 192L66 195H63ZM196 192H197V194H196ZM36 193L37 192H35L34 194L37 195ZM151 193H152V191H150V194ZM200 193H202V194H200ZM46 194L48 196L47 195H45L46 197L44 195L42 196V197H44V199L45 198L47 199V197L50 198V196H52V195H50L48 193H46ZM147 194H149V191H148ZM195 194H196V196L198 198L195 196ZM59 195H60V197H59ZM73 195H75V196H73ZM202 195H203V197H202ZM76 196H78V197H76ZM86 196L88 198L89 197L90 198L89 199L88 198H85ZM79 197H81V198H79ZM201 198H202V202L200 200ZM203 198H204V200H203ZM175 199H177V198H175ZM209 201L211 202V204H210ZM79 202H77V203L80 205ZM216 202L218 204H216ZM199 203H200V205H199ZM203 204H204V206H203ZM207 204H208V206H206ZM137 206H139V207H137ZM137 206L136 207L138 208V210H140L142 208L141 205H137ZM213 206H215V207L217 206L218 208H222V209H218L216 207L217 208V210H216L215 207H213ZM260 206H262V204L259 205V208H262ZM195 207H198V209L195 208ZM176 208L177 209H180L181 208L180 209L181 211L180 210H177ZM206 208H209V211L208 212H207L208 209H206ZM134 209H135V207H134ZM203 209L207 213L204 212ZM135 210H137V209H135ZM175 210H177V211H175ZM225 210H227V211H225ZM187 211H188L189 215H188ZM223 211H224V213H223ZM140 212L141 213H144L145 216H146V213L148 214V218L145 217L144 214H141L140 215V219H142V220L145 219L146 220V218H147L146 221H148V220H149L148 222H150V221L152 222L153 221V220H150L153 217L149 216V215H152V212H150L148 210L145 212V210L143 211L142 209L140 210ZM182 212L185 213L184 216H183ZM195 212L197 214H199V215L195 214ZM179 213L181 214V216H180ZM193 213H194V215H192ZM226 214H228V215L230 214V216H228ZM178 215L182 218V220H184L183 218H185L186 216L187 217L185 218V220L183 222ZM191 215L193 216V218H192ZM195 215H197V217ZM200 215H202V216H200ZM205 215L207 216V218H206ZM194 216H195V218H194ZM149 217H151V218H149ZM229 217H230V220H229ZM179 218H180V221L178 220ZM237 218H238L239 221H237ZM188 219L191 221L190 224H188L189 223ZM201 219L203 221H204V219H207L206 221L207 222L210 221V223H206L204 221L205 222V224H204V222L201 221ZM176 220H178V221H176ZM211 220H213V221L215 220L214 221L215 223L213 221H211ZM226 221H228V223L229 222H231V223L228 224ZM154 222H155V220H154ZM177 222H181V223H178V224L175 225V223H177ZM196 222H198L197 225H196ZM240 222H242V225H243L242 227L239 225ZM185 223H187V224H185ZM194 224L196 226H193ZM206 224H208V225L205 226V227H203L204 228L203 229L202 226H204ZM235 224H237V225H235ZM177 225H179V226H177ZM227 225L229 226V228H228ZM198 226H199V228H198ZM235 226L237 227V229L234 228ZM200 227L202 228V230H201ZM183 228H184V230H183ZM238 228L239 229L241 228L240 231H239ZM230 229H232V231ZM236 230L238 231L237 234H239V233L241 234V235L240 234L237 235V236H240L239 238L235 235L236 233H234V232H236ZM242 230H243V232H242ZM244 230L246 231V233H244L245 232ZM248 231H249V236L251 238H247ZM211 232H212V236H211ZM243 233H244V236L247 235L246 236V239L243 236ZM250 234H252V235H250ZM209 236L207 237V239L209 238ZM216 237H218V238H216ZM255 237L256 238L257 237L258 238L260 237V239H259L260 241L257 240ZM254 238H255V241L257 240V245L258 246H256V247L258 249L255 248V245H256V244H254L255 241H253V243H252V240H254ZM126 239H127V241H125V245H126L125 247L126 248L127 247L129 248L130 247L128 249V251H131V252H127V250L125 248L124 249L126 250L127 253L124 252V249H123V252H124L125 256L130 254L129 255L130 257L129 256H126V257L130 258L129 260L127 258V260L129 261V263L131 262V260L132 261L135 260V258H136L135 256L137 255L136 253H138L137 257L139 256V260H140V257L142 258V256H140V255L146 254V255L143 256V259L144 260L141 259V261L143 260L142 262H148V264H150L149 262H153L154 261V263H156V261L153 260V257H149V256H151L153 254V251H151V253H152L151 254L150 253V250L146 248V249L143 250L144 253L142 252V250H139L140 253L138 251L136 252L135 249L132 250V248H131L133 246L132 240H130L132 242V244L129 243V239H132V238L131 237L130 238L126 237ZM240 240L241 241H245V243L244 242L241 243ZM127 242L129 244H131L132 246L131 245L128 246ZM233 242L236 245V247H235V245L232 246L234 249L236 248L235 250H233V248H231V246H230V245H233ZM250 242H251L252 245H249ZM261 242H262L263 245L261 244ZM223 243H224V245H221ZM244 244L245 245L248 244L249 247L246 246V247H248L247 249H245V247H240L241 245L244 246ZM210 245H212V246H210ZM220 246L221 247H224L225 246V247L224 248H221ZM250 246H254V250H253V247H252V249H250ZM261 246H263V247H261ZM1 247H0V254L1 253H5V250L2 249ZM228 247L231 248L232 251L229 250ZM225 248H228V249H225ZM237 248H239V249H237ZM240 248H241V250H240ZM242 248H244V249H242ZM222 249L224 251H227L228 253L227 252L225 253ZM248 249L251 252L249 254L247 253V252H249ZM255 249H256V252L254 253L255 254L254 255L252 253L255 251ZM215 250H216V254L218 253L217 254L218 257L214 254L215 253ZM252 250H253V252H252ZM259 250H261V251L259 252ZM133 251H134V253H133ZM217 251H219V252H217ZM236 251H237V253H236ZM239 251H242V252H239ZM245 251H246V253L244 254ZM233 252H235L234 255L237 256L235 258V256L233 255L236 260L238 259L237 262H236V260L234 258H232L233 257L232 256ZM147 253L148 254H151V255H148ZM155 253L156 252H154V254ZM211 253H212V255H211ZM219 253H220V255H219ZM222 253L225 256L222 255ZM239 253H241V254H239ZM229 254L231 255L230 257H228ZM237 254H239V255H237ZM259 254L261 256L262 255L263 256L261 257V256H259ZM131 255H132V258H131ZM133 255H134L135 258H133ZM147 255H148L149 258L146 257ZM210 255L212 256V258H207ZM226 256L228 257L229 261L232 258L231 259L232 261H230V263H229V261L227 263L224 262V260H221L220 261V259H222V258H227ZM251 256L255 257L256 260H255V258H253ZM144 257L146 258V260H145ZM259 257H261V258H259ZM205 258H207V259H205ZM217 258L219 259V261H218ZM239 258L240 259L242 258V259L239 260ZM257 258H259V259H257ZM212 259H215V261L212 260ZM243 259H244V262H243ZM247 259H248V261H247ZM252 259L254 260L255 263L253 262ZM207 261H208V263H207ZM263 261H262V263L264 264ZM220 262H223V263H220ZM154 263H151V264H154ZM0 264H2V263L0 262ZM249 264H250V262H249Z\"/></svg>",
  "mask_w": 264,
  "mask_h": 264
}]
</instances>
